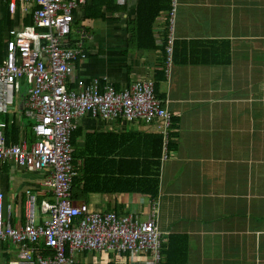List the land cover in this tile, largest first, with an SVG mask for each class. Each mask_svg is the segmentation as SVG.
Instances as JSON below:
<instances>
[{"label": "crops", "instance_id": "crops-1", "mask_svg": "<svg viewBox=\"0 0 264 264\" xmlns=\"http://www.w3.org/2000/svg\"><path fill=\"white\" fill-rule=\"evenodd\" d=\"M1 2L5 49L11 31L32 23L36 6L18 3L11 13L8 2ZM84 6L75 10L71 39L79 40L83 32L89 36L88 58L74 64L67 86L76 90L83 80L93 88L123 90L138 80L155 81L164 71V97L159 99L171 112L173 124L166 146L160 121L80 117L73 146V163L78 166L75 204L85 203L99 213H138L142 220L157 204L166 239L164 264H264V0H179L178 56L170 66L164 49L168 12H161L152 27L147 22L135 28L138 0L119 8L111 2L104 17L97 18L84 17ZM146 6L147 12L155 10L154 3H145V10ZM25 94L8 113H0V121L8 114L14 118L21 137L22 123L28 120L23 118L28 109ZM85 163L93 175L83 184L78 173ZM8 168L18 174L24 170L3 165L1 189L11 199L30 185L21 180L10 190ZM39 175L41 185L47 173ZM136 180L147 187L128 192L136 188ZM153 180L158 181L155 200L146 194ZM119 187L123 191H94ZM48 199L52 200L40 196L41 202ZM124 257L76 254L77 264H139Z\"/></svg>", "mask_w": 264, "mask_h": 264}, {"label": "built area", "instance_id": "built-area-1", "mask_svg": "<svg viewBox=\"0 0 264 264\" xmlns=\"http://www.w3.org/2000/svg\"><path fill=\"white\" fill-rule=\"evenodd\" d=\"M5 1L11 13L18 3L36 7L32 23L21 31H11L4 55L0 54V113L6 114L18 104L21 81L27 83V106L37 117L34 130L39 140L31 143L22 137L20 143L8 144V123L0 121V264H77L76 254L84 252L124 254L139 264H164L166 239L158 224L157 204L150 217L142 220L138 213L93 212L85 203L75 204L72 192L77 175L72 135L84 115L110 121H160L168 146L173 119L155 97L154 81L138 80L118 90L114 86L93 88L80 80L78 89H70L67 84L74 64L88 58L89 36L83 32L79 40L70 38L74 12L87 0ZM178 7L179 0H171L168 66L173 61ZM5 163L15 171L46 172L42 189L28 187L24 194L8 199L1 189ZM42 195L52 200L39 204ZM12 246L16 247L14 253Z\"/></svg>", "mask_w": 264, "mask_h": 264}, {"label": "trees", "instance_id": "trees-1", "mask_svg": "<svg viewBox=\"0 0 264 264\" xmlns=\"http://www.w3.org/2000/svg\"><path fill=\"white\" fill-rule=\"evenodd\" d=\"M1 1H5V0H1ZM6 2H1V5H3V3H4L6 6V4H7ZM111 2H113L115 8H119V5L116 3L115 0H100L99 3L97 2L99 4V6H98L97 11H96L97 3L95 2V0H91L90 2L87 0L86 4L84 6V15H85L84 17H86V18L104 17L105 12L108 11L110 8ZM145 3H147V4L154 3L155 4V10H153L152 12L151 11L147 12V6H146V10H145ZM3 9H4V7H3ZM170 9H171V0H138V11H137L136 19H135V28L145 27V25H147V22L150 25V27H152L153 22L155 21L157 16L161 12H165V11L169 12ZM75 15H76V11L74 12V16ZM70 38H71V36H70ZM166 44H167V40L164 44L166 61H167ZM3 48L4 47H2V37H1V33H0V54H1V56L4 55V49ZM176 48H177L176 45H174L173 62L177 61L176 58L178 56V53H177ZM164 74H165L164 71L158 72L157 76L155 78V81H154V83H155V97H157L158 99L164 97L163 94L160 95V84L162 82H164V80H165ZM21 83L23 86V90L20 93V96L23 95L24 92H27V94H25L24 96H25V99H28V97H29L28 96L29 95L28 94V90H29L28 88L29 87H28L27 83H25L24 81H21ZM23 111H24L23 118L28 119L27 121H23V123H22L24 130H25V133H24L25 135H23V136H25L24 138H27L31 143H35L39 140V136L36 134V132L34 130V126L37 123V117L28 112V111H30L29 108L27 110H23ZM8 115H6L3 118V120L7 121V123H8V127L6 130L7 142H8V144L20 143V140L22 138L21 137L22 136L21 135V126L18 125V123L14 120L13 117H10ZM72 136H73L72 137V144H73V146H75L74 137L76 136V133H73ZM172 136L173 137H171V140H172L171 147L175 150L177 147V143H176L177 139L174 137V134ZM169 138H170V136H169ZM85 159H86V155H85ZM74 160H75V156H74ZM73 165H74V167L75 166L78 167L76 162L73 163ZM86 166H87V164L85 163L83 168H79L80 171L78 173V175H79L78 179H79V181L81 180L83 182V184H85L87 182V179L93 175L91 172L87 171ZM5 167H6V165L4 166V168ZM76 171H77V168H76ZM135 183H136L135 184L136 188L129 189L128 192H132V191H138L139 192L144 187H147V184L146 183L142 184L141 180H136ZM112 190H115L113 192L123 191L122 187L121 188L119 187L117 189H108V190L95 189L94 191H100L101 193H105V192L111 193ZM72 192H73V190H72ZM147 192L149 193V196L154 200L158 197V181L157 180H153L152 182L148 183V189L146 191V194H147ZM124 258L127 260V258H129V257L127 255H125Z\"/></svg>", "mask_w": 264, "mask_h": 264}, {"label": "rangeland", "instance_id": "rangeland-1", "mask_svg": "<svg viewBox=\"0 0 264 264\" xmlns=\"http://www.w3.org/2000/svg\"><path fill=\"white\" fill-rule=\"evenodd\" d=\"M83 21L84 20H81L79 22L80 23L79 27H81V23H83ZM8 170H9L8 172L11 175L10 181L7 182L10 190L17 189L20 185L21 180L29 181L28 183H29L30 187H34L36 189H38V187H39L40 189H42V187H40V185H39V183L42 180V177H41V175H39V173H37V174L36 173H30V172L27 173L28 171H23V172H20L18 174L16 172H14L13 170H11L10 168H8ZM13 172L18 174L16 176L17 178L15 177V175H13ZM44 189L48 190V188H44ZM11 193H12V191H11ZM39 204H41V200H40ZM143 219H145V216L143 217Z\"/></svg>", "mask_w": 264, "mask_h": 264}, {"label": "water", "instance_id": "water-1", "mask_svg": "<svg viewBox=\"0 0 264 264\" xmlns=\"http://www.w3.org/2000/svg\"><path fill=\"white\" fill-rule=\"evenodd\" d=\"M133 1H136V0H133Z\"/></svg>", "mask_w": 264, "mask_h": 264}]
</instances>
